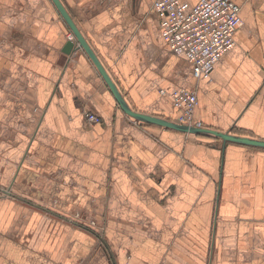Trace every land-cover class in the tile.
<instances>
[{"label": "crops", "instance_id": "1", "mask_svg": "<svg viewBox=\"0 0 264 264\" xmlns=\"http://www.w3.org/2000/svg\"><path fill=\"white\" fill-rule=\"evenodd\" d=\"M61 1L133 110L178 122L184 87L201 127L264 140V0H233L209 78L156 0ZM70 34L53 0H0V264H264V147L134 118Z\"/></svg>", "mask_w": 264, "mask_h": 264}, {"label": "built area", "instance_id": "2", "mask_svg": "<svg viewBox=\"0 0 264 264\" xmlns=\"http://www.w3.org/2000/svg\"><path fill=\"white\" fill-rule=\"evenodd\" d=\"M154 8L164 39L175 52L191 61L197 78L211 77L216 62L236 45L235 33L243 25L241 7L233 0H200L194 4L186 0H156ZM75 37L74 33L69 35L73 41L77 40ZM169 93L180 110L178 122L201 127L195 119L196 92L182 87ZM85 118L92 124L100 121L91 111H85Z\"/></svg>", "mask_w": 264, "mask_h": 264}, {"label": "water", "instance_id": "3", "mask_svg": "<svg viewBox=\"0 0 264 264\" xmlns=\"http://www.w3.org/2000/svg\"><path fill=\"white\" fill-rule=\"evenodd\" d=\"M53 1L58 7L62 16L65 18V20L69 24L70 28L72 29L74 35L77 38V42L80 44L81 47H83L87 51V53L93 59L94 63L96 64L101 74L105 78L106 82L108 83L109 87L111 88L116 100L119 102L122 109L126 111L129 115L133 116L136 119L142 120V121H146V122L157 124V125H162L165 127L173 128V129L184 131V132L196 133V134H201V135H209V136L214 135L223 140L224 146L227 141H234V142H239L243 144L264 147L263 139H256V138H252L249 136L237 135V134L224 132V131H220L217 129H211L207 127L188 126L186 124L179 123L177 121H173V120L161 117V116L152 115L149 113L133 110L130 107L129 103L127 102L126 98L121 93L118 85L116 84L112 76L108 73L105 66L102 64L98 55L94 51V49L91 47L90 43L84 37L83 33L77 26L76 22L74 21V19L68 12L63 2L61 0H53ZM73 49H76V43L72 40L68 41V43L66 44L64 48V51L66 53H70Z\"/></svg>", "mask_w": 264, "mask_h": 264}]
</instances>
